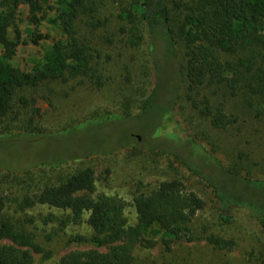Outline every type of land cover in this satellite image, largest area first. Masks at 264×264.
Here are the masks:
<instances>
[{"label": "trees", "instance_id": "16d2710c", "mask_svg": "<svg viewBox=\"0 0 264 264\" xmlns=\"http://www.w3.org/2000/svg\"><path fill=\"white\" fill-rule=\"evenodd\" d=\"M21 7L26 8L31 27L46 19L61 33L60 38L50 40L39 61L26 71L13 68L9 63L20 43V35L15 29L13 39H9L8 31ZM97 8L96 0H0V122L12 116L5 130L13 121H18L20 110L30 104L26 88L52 82L66 83L77 77L101 85V77L89 66L87 52L91 45L88 43L93 39L81 33L83 27H88L96 39L98 33L106 32L110 20L98 17ZM51 12L53 15L49 16ZM116 24V34L122 36L126 46L134 50L142 46L146 49L149 70L140 71V74L150 76L151 87L138 99L139 111L132 120L141 123L156 115L159 122L148 126V133L141 130L142 142L149 138L150 151L168 153L192 176L210 186L211 211L216 220L233 222L239 217L237 212L245 210L252 223L259 226L264 242V180L242 176L235 168L222 165L206 153L199 155L200 147L195 137L175 138L176 146L168 144L167 149L160 142L161 126L172 121L173 108L183 87L187 101L212 129L225 130L237 122L232 114L225 112L223 104L228 100L239 102L242 99L243 108L248 112L254 108L253 101H257V115L264 117V0H130L127 6L120 8ZM28 35L34 45L48 38L34 28L28 29ZM159 54L168 63L166 71L162 70L164 66L157 58ZM171 76L173 82L169 88L160 90L162 81L166 82ZM203 88L214 90L215 101L222 100L210 105L205 95L200 99L197 91ZM161 105L163 109L156 114L154 110ZM111 119V123L118 121L106 112L104 116L73 125L56 135L31 131L34 128L29 119L27 125L22 124L26 131L19 134H25L24 138L53 140L73 130H78V134L94 123L100 128ZM158 124L160 132L153 135L154 126ZM203 131L206 133L204 126ZM5 134L8 133L1 135ZM207 134L213 139L214 136ZM131 140L139 141L137 136L127 135L121 136L117 144L128 146ZM70 146L66 147L67 155L56 161H48L46 156L38 158L35 152L23 146L22 152H31L34 159H44L34 168L44 166L50 172L40 176L44 174L42 171L37 176L31 168L23 178L9 176L11 183L23 191L17 201L19 210L39 204L66 212L61 217L50 214L42 218L44 224L56 221L57 226L44 235L46 240L63 233L68 225H80L82 216L87 214L85 223L90 229L89 235L70 236L68 240L91 248L69 251L58 264H133V251L138 246L159 245L169 252L178 242L197 239L193 237L190 222L204 209L205 202L195 193L185 191L180 180H165L150 192L135 195L132 203L136 222L130 225L123 215L124 205L120 199L103 193L90 196L94 192L95 179L89 167L67 172L71 164L92 156L97 150H82L76 155L77 149ZM197 156L202 162H211L209 168L217 171L214 177L202 172L201 167L191 161L190 157ZM6 199L0 196V240L8 242L0 244V264H32L33 253H40L42 247L23 221L14 222L6 215ZM205 240L219 250L231 249L235 244L233 239L214 234Z\"/></svg>", "mask_w": 264, "mask_h": 264}, {"label": "rangeland", "instance_id": "374dc122", "mask_svg": "<svg viewBox=\"0 0 264 264\" xmlns=\"http://www.w3.org/2000/svg\"><path fill=\"white\" fill-rule=\"evenodd\" d=\"M96 1L97 16L110 20L106 32L98 33L96 39L88 27H83L81 33L85 34L87 39H93V42L88 43L91 45L87 52L90 55L89 66L101 77V85L90 83L88 78L77 77L66 83L52 82L35 88H26L25 92L30 104L20 110L18 121H13L8 130H5V127L12 116L0 122V196L7 197L4 209L6 215L14 222L23 221L27 230L35 235V241L42 247L40 253H33L32 264H58L59 259L69 251L91 248L86 244H74L68 240L70 236L89 235L90 229L85 223L87 214L82 216L83 221L80 225H68L63 233L60 232L51 240H46L44 235L57 226L56 221L44 224L42 218L50 214L61 217L66 215V212L39 204L19 210L17 201L23 191L20 192L16 184L13 185L11 179L9 180V176L25 177L26 172L30 173L28 170L31 168L37 176L42 171L44 174L40 176L50 172L44 166L34 168L35 164L44 159H34L31 152H22L23 146L35 152L38 158L46 156L48 161H56L67 155L66 147L70 145L71 148L77 149L74 151L76 155L82 150H97L92 156L71 164L72 170L67 169V172L89 167L95 179L94 192L90 193V196L103 193L120 199L124 205L123 215L130 225L136 222L132 203L134 196L140 192H150L165 180H180L185 191L195 193L205 202L204 209L198 211L190 222V229L196 240L178 242L169 252H165L159 245L150 248L138 246L133 251V264H264V242L261 230L256 223H252L247 212L238 211L239 217L230 223L216 220L211 211L213 196L210 186L192 176L182 163L168 153L150 151L147 146L150 143L149 138L146 137L145 142H142L141 130L144 129L148 133L150 131L148 126L159 122L156 120V115L141 123L132 120L139 111L138 99H141L151 87L150 76L140 74V71L149 70L146 49L143 46L139 50L129 48L124 44L122 36L115 31L119 10L127 6L130 0ZM18 11L13 25L9 28L8 38L13 39L17 29L20 43L9 63L13 68L26 71L39 61L43 49L49 45L50 40L60 38L61 33L46 19L41 20L37 26L31 27L26 8L21 7ZM52 15L51 12L49 16ZM29 28L36 29L41 35H48L47 40H40L38 45L32 44L28 35ZM161 54L157 58L164 66L162 70L166 71L168 63ZM172 82V76L166 82L162 81L160 90L169 88ZM197 92L200 94V99L205 95L210 105L215 101L213 89L203 88ZM184 95L183 87L173 108L172 121L164 122L161 126L160 142L163 143V147L167 149L168 144L174 147L175 138L179 140L189 135L195 137L200 147L199 155L206 153L222 165L230 169L235 168L242 176L264 180V117L257 115V101H253L254 108L247 107L250 112L243 108L242 99L239 102L236 100L225 102L223 105L226 114H232L237 122L225 130H217L212 129L208 121L192 108ZM218 100L222 99H217L213 105H216ZM163 107L164 105H161L160 109L154 112L159 114ZM35 109H39V112L36 113ZM106 112L118 121L111 123V119L109 123V120H106L100 128L94 123L78 134H76L78 130H73L68 135L53 140H44L40 137L24 138L25 134H19L26 131L22 129V124H26L29 119H32L34 128L31 131L56 135L73 125L104 116ZM203 126L206 133L203 131ZM159 132L158 124V127L154 126L152 134ZM4 133L8 134L1 135ZM207 133L214 136L213 139ZM127 135H131L132 138L137 136L139 141L131 140L128 146H119L117 141L121 136ZM190 159L201 167L202 172L211 177L216 175L217 171L214 172L209 168L211 162H202L199 156ZM6 169L11 172L5 171ZM55 180L51 179V181ZM210 234L233 239L235 244L228 250L216 249L205 240ZM4 243L8 242L0 240V244Z\"/></svg>", "mask_w": 264, "mask_h": 264}, {"label": "water", "instance_id": "95a60500", "mask_svg": "<svg viewBox=\"0 0 264 264\" xmlns=\"http://www.w3.org/2000/svg\"><path fill=\"white\" fill-rule=\"evenodd\" d=\"M138 138V140H139V137H137Z\"/></svg>", "mask_w": 264, "mask_h": 264}]
</instances>
